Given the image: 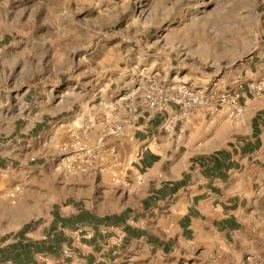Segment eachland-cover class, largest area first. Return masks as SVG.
<instances>
[{"label": "crops", "instance_id": "0c3cea01", "mask_svg": "<svg viewBox=\"0 0 264 264\" xmlns=\"http://www.w3.org/2000/svg\"><path fill=\"white\" fill-rule=\"evenodd\" d=\"M126 43H119L125 65L98 78L100 93L62 94L59 100L57 94L49 95L50 101H60V118L43 112L45 119L32 120L30 94L22 95L15 115H4L6 108L0 107V264H115L126 251L130 257L144 258L150 249L178 259H188L196 251L239 252L264 194V95H244L240 120L222 116L211 121L195 112L174 134L163 132L160 123L175 106L149 119L140 117V126L133 131L136 139H109L124 159L148 146L128 167L124 187L110 184L106 172L98 169L71 176L56 165L55 170L37 173L31 170L36 164L22 166L13 155L27 147L28 162L50 152L57 163L59 144L75 125L79 128L93 118L97 128L102 127L99 100H116L121 87L134 84L142 64L136 48ZM263 73L264 27L249 55L191 83L206 87L218 80L228 87L240 80H257ZM127 114L121 106L114 119ZM97 135L94 130L93 138ZM46 178L47 188L37 194V180ZM18 186L22 190L11 196L9 192ZM76 187L83 189L77 193ZM93 188L105 191L107 200L122 192L128 202L121 211L101 214L100 208L97 212L82 202V192ZM88 230L92 236H87ZM65 247L71 255H63Z\"/></svg>", "mask_w": 264, "mask_h": 264}, {"label": "rangeland", "instance_id": "374dc122", "mask_svg": "<svg viewBox=\"0 0 264 264\" xmlns=\"http://www.w3.org/2000/svg\"><path fill=\"white\" fill-rule=\"evenodd\" d=\"M263 27L264 0H0V107L6 108L4 115H15L22 95L30 94V99L34 98V110L29 116L32 120L45 119L43 112L60 118V101H50L49 95L57 94L59 100L62 94L100 93L98 78L125 65L119 43L127 42L138 49L135 55L142 58L134 84L121 87L112 102L120 104L119 110L121 106L127 110V99L120 98L132 96L142 81L143 69L157 80L170 77L199 83L220 67L249 55ZM110 105L99 100L103 120L102 109ZM107 125L102 122V127L97 128L93 118L81 122L79 128L75 125L70 137L59 144L55 164L51 159L55 153L50 152L28 162L27 147L25 152L13 155L22 161V166L36 164L31 170L37 173L55 170L57 165L60 172L76 175L82 171L62 166L64 148L79 139L89 146L95 144L108 130ZM94 130L98 132L96 138ZM120 136L130 138L129 132L110 134L108 144L112 146L111 137ZM100 171L106 172L112 184L110 170ZM123 177L116 188L126 185V173ZM47 179L37 180V194L47 188ZM18 187L20 192L22 186ZM82 189L76 187L75 191ZM82 193V202L93 210L100 208L101 214L121 211L128 202L122 192L108 200L102 189ZM110 203L113 208H109ZM252 214V225L235 255L196 251L188 259H178L150 249L144 258L130 257V251H126L115 264H264V194Z\"/></svg>", "mask_w": 264, "mask_h": 264}, {"label": "built area", "instance_id": "2783aa9c", "mask_svg": "<svg viewBox=\"0 0 264 264\" xmlns=\"http://www.w3.org/2000/svg\"><path fill=\"white\" fill-rule=\"evenodd\" d=\"M142 81L134 88L131 97L127 99L128 114L117 121L113 115L119 110V103L110 105L105 109L104 122L107 131L98 138L93 145H87L82 139L76 140L64 148L65 155L61 162L67 170L87 171L94 167L99 170L108 168L114 184H121L124 180L123 173L148 147L144 145L138 152L131 155L128 161H124L118 150L110 146L107 136L110 134L120 135L129 132L131 140L136 139L133 132L140 125V117L149 119L158 112L166 109L169 105L175 106L173 111L160 123V129L168 134H174L176 129L190 121L195 112L216 121L225 116L232 120H240L245 113L243 97L248 92L251 95L261 97L264 95V74L257 80H240L234 85L223 86L218 80L206 87L195 86L189 82L157 80L148 75L145 69L140 73ZM70 152V153H68ZM108 154L111 161H108ZM20 188L10 191L15 196ZM87 236H92L93 231L88 230ZM64 256H69L72 250L65 247L62 250Z\"/></svg>", "mask_w": 264, "mask_h": 264}]
</instances>
